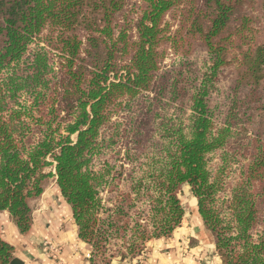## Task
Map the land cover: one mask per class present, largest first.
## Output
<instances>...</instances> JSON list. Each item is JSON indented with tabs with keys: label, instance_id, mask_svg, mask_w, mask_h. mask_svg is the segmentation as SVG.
<instances>
[{
	"label": "trees",
	"instance_id": "16d2710c",
	"mask_svg": "<svg viewBox=\"0 0 264 264\" xmlns=\"http://www.w3.org/2000/svg\"><path fill=\"white\" fill-rule=\"evenodd\" d=\"M52 184L89 264L170 238L180 196L264 264V0H0V214L27 234Z\"/></svg>",
	"mask_w": 264,
	"mask_h": 264
},
{
	"label": "crops",
	"instance_id": "0c3cea01",
	"mask_svg": "<svg viewBox=\"0 0 264 264\" xmlns=\"http://www.w3.org/2000/svg\"><path fill=\"white\" fill-rule=\"evenodd\" d=\"M180 200L189 212L172 236L150 241L141 257L120 264H221L195 200L183 196ZM0 235L14 248L11 264H89L91 248L78 239L70 206L54 184L43 193L27 234H20L4 212L0 214ZM47 244L56 248L54 256L49 255Z\"/></svg>",
	"mask_w": 264,
	"mask_h": 264
},
{
	"label": "rangeland",
	"instance_id": "374dc122",
	"mask_svg": "<svg viewBox=\"0 0 264 264\" xmlns=\"http://www.w3.org/2000/svg\"><path fill=\"white\" fill-rule=\"evenodd\" d=\"M132 2H135L136 0H131ZM53 185V184H52ZM51 186V185H50ZM49 186V187H50ZM183 199V198H182ZM47 248H48V252H49V255H55L56 253L55 252H57L56 251V248L53 246V245H51V244H47Z\"/></svg>",
	"mask_w": 264,
	"mask_h": 264
}]
</instances>
